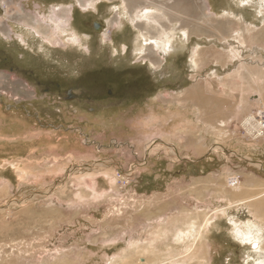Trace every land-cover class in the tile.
Masks as SVG:
<instances>
[{
  "label": "rangeland",
  "instance_id": "1",
  "mask_svg": "<svg viewBox=\"0 0 264 264\" xmlns=\"http://www.w3.org/2000/svg\"><path fill=\"white\" fill-rule=\"evenodd\" d=\"M72 1L79 11L75 23L89 34L90 50L58 34L52 44L10 14L18 16L21 4L32 19L45 20L50 4ZM112 1L82 10L75 0H0V110L28 118L21 134L4 135L12 125L3 122L9 130L0 136L12 140L0 141L7 143V152L0 149V164L9 165L12 158L31 162L25 178L10 165L1 180L13 185L0 199V218L11 223L0 232V264H121L128 249L154 240L158 254L176 255L162 264H264V222L254 221L246 204L264 189V143L257 141L264 127L258 135L243 126L251 115L264 121V21L255 12L263 0H190L196 20L185 25L189 29L208 33L198 24L202 18L220 24L230 19L235 25L215 22L222 35H231L232 25H249L261 41L222 64L217 52L223 42H203L205 37L192 34L184 51L160 52L165 63L160 69L149 68L142 53L136 57L131 51L136 29L127 14L121 29L92 30L94 20L105 25L123 10L113 12L120 0ZM180 25L176 22L183 33ZM105 33L109 38L101 41ZM110 38L130 47L114 54ZM196 43L205 54L200 71L188 63V48ZM253 66L255 75L249 73ZM198 83L194 96L190 88ZM68 89L84 93L69 99ZM17 138L28 146L19 157L9 152L17 148ZM171 144L177 158L166 150ZM112 168L114 174L90 173ZM233 187L242 190L239 198L231 194ZM206 216H211L206 256L180 262L178 255L191 240L189 232L179 231ZM248 227L260 231L244 243L236 234Z\"/></svg>",
  "mask_w": 264,
  "mask_h": 264
},
{
  "label": "bare ground",
  "instance_id": "2",
  "mask_svg": "<svg viewBox=\"0 0 264 264\" xmlns=\"http://www.w3.org/2000/svg\"><path fill=\"white\" fill-rule=\"evenodd\" d=\"M98 1H100V0H75V3H77L78 7L81 8L82 10H84V9L86 10L89 6L96 8L97 7L96 3ZM107 1H110V0H107ZM189 1L190 0H120V2L119 1H118V3L116 2L118 5H113L114 8L112 9V11L115 12V9L117 7H121V8H123V10H119L118 12H115V15L113 14L114 16H112V19L111 20L109 19L110 21L109 20L107 21L106 26L108 27L107 29H109V30L114 29V31H116L115 30L116 28L117 29L123 28L124 27L123 25L125 24V20L123 19L124 18L123 16H124V14H127L126 18H128V21L135 23L133 28L136 29V31H135L136 38L134 39V45H133V47H131V51L134 52V55H136V57L142 53L141 54L142 55L141 60H146L147 62H149V66L153 67V69H160L161 67L165 66L164 65L165 63L163 64V56L164 55L165 56L170 55L172 52L176 53L180 49L187 47L188 46V44H187L188 40L190 41V38H191L190 36L192 34H195V35L197 34V37H205V39H203V38L201 39V40H203V42L204 41L205 42H211V41L212 42H223L222 45H223V48H225V49L222 48V51L217 52L219 54L221 60H223L221 62L222 64H227L234 57H238L241 54V51H247L248 46L257 47L256 46L257 43H259L261 41V38L260 37L258 38V35L254 34V32L256 31L255 27L246 25V26H241L242 29L240 26H236L237 28L233 29V25H232L231 26L232 27L231 35H229V36H231V38H229V36L227 37L225 35H222L223 33L220 31V28L216 27V23L220 24L219 21L212 19V18L206 19L207 17L202 18L203 19L202 22L198 23V24L202 27L204 26L205 28H207V30H209L208 33L203 32L202 34H199L196 31H194V29H189L188 27L185 26L187 23L192 21V18H193V16H191L192 11L187 6L188 5L187 3ZM263 1L256 3L257 7L255 10L257 15H262V17H260L261 21H264V2ZM55 4H52V6H51V4L49 5L48 8H50V15L47 17H44L45 20H43L42 18H40L37 15H35V18L32 19L31 14L26 13L24 11V7L21 4L17 5L18 16L14 13H10V14H11V16L19 17L20 20H22V22H21L22 24L23 23H26L27 25L32 24L34 26V28H36L37 32L40 35L45 36L50 42H53L52 44H56L58 42V40H59L58 38H57L56 42H54V40L52 39L55 37V34H58L60 37L65 36L70 42L79 41L80 45H82L83 47H86L87 49L90 50L91 44L87 41V39L89 38V34L82 32L76 26V23H75L76 18L72 14V12L74 10V5H75L74 2L73 3H71V2H69V3L60 2L58 4L57 3H55ZM189 4H190V2H189ZM195 4H197V3H195ZM196 7H199V6H196ZM203 8H205V7H203ZM143 9H145V12L140 17L139 12L140 11L143 12L142 11ZM154 10H156V11H154ZM22 11H24V13H22ZM201 13H202V9H201ZM203 16H205V15H203ZM142 17L144 18V20H142V21L137 20L136 21L137 18L141 19ZM193 20H196V18H193ZM1 21L3 23L2 17H1ZM178 21L181 22L180 29L183 30L182 31L183 33H180V31L178 32V29L176 26V22H178ZM232 23H233L232 20L229 19L226 21L225 20L222 21V23L220 25H226L227 26V25H231ZM235 23H237V22H235ZM238 25H240V24H238ZM190 28H192V27H190ZM197 29L199 31V28H197ZM234 30H235V33H232V32H234ZM222 31H223V29H222ZM214 32H217V33H214ZM260 32H262V31H260ZM215 34L217 35V37L219 36L220 39L216 40V38H214V37H216ZM108 38H109L108 34L105 33V35L102 37L101 41H105ZM21 40H25L23 36L21 37ZM207 40H209V41H207ZM109 41L112 43V50H113L114 54L116 52L119 53L120 51L126 52V50L130 47L126 41H122V42L117 43L114 38H110ZM212 47H214V46H212ZM252 47H251V50H252ZM188 49H189L188 58L190 61V62L188 61V63H190L189 64L190 68H192L193 70L198 69L200 71V68L202 66L204 67V65H205L203 63V61H205V60H203V56L205 54H203L204 50L202 49V46L200 45V43H196L195 45H193L192 47H190ZM256 49H260V47L258 46V48H256ZM256 49H255V51H256ZM183 51H184V49H183ZM160 52L163 54V56H162V54H160ZM226 58H228V61H225ZM214 62L216 63V61H214ZM256 67L257 66H253L249 69V73L251 75L256 74ZM244 68H246V67H244ZM4 79H5V77H4ZM11 83L14 84V86L16 85L13 82H11ZM199 83H201V82H199ZM199 83L195 84L194 86H192L190 88L191 90L195 89L193 91L194 96L197 95L196 94V91H197L196 88H197V86H199ZM249 86H251V85H249ZM254 88H256V87H254ZM188 91H187V93H188ZM261 94H260V96L264 98V96H262ZM183 98H184V96H183ZM191 105H192V103H191ZM1 111L2 110H0V131L1 132L3 131V133H5V131L7 130V129H5L6 126L4 128L3 122H5L6 124H9V125H12L10 130L8 128V130L11 132H9L7 130L8 133H10V134H4V135H14V133L21 134V133L27 132L26 130H25V132H23L24 130H22V128H23V124H25V126L28 125V120H27L28 118L27 119L26 118L23 119V117L18 118V116L11 117V116H8L7 114L2 113ZM98 116H99V119H102L104 116V113H99ZM254 117L255 116H252V115L249 117H246V119L244 120L243 126H246L247 129H249V130H252V131L254 130L255 133L257 131H259V133H258V135H259L261 127H264V121H260V120L258 121V120H256L257 118L255 119ZM13 126L16 127V130L13 128ZM175 131H177V130H175ZM2 138L6 139V140H12L9 137L0 136V141H3ZM19 138L25 139L24 135L20 136ZM19 138H17V141H16L19 143L17 148H14V149L12 148L13 150H11V151L9 150V152L11 154H14L15 156L18 155V157L22 153H25V150H27L26 148L28 147L26 145L27 143H25L24 141L19 142L18 141ZM176 138L179 140V142L183 141L182 139L184 138V135H183V133H181V130H179L178 133L176 134ZM189 138H190V136H189ZM193 139L194 140H192V141H195L196 138H193ZM257 141L259 143H264V134L262 136L260 135V137H258ZM5 146H7V143L0 142V149L7 152V150H5ZM166 148H170L172 151L168 150V149H166V150L173 155V158H177L176 154L178 155V152H177V149L174 145L171 144V146H169V147L166 146ZM0 156H2V154H0ZM9 161H10L9 165L0 164V199L7 192H9V189H11V187L13 185L11 183L12 181H10V180L8 182L7 181L6 182L1 181L4 177L3 176L4 172H6L5 168L9 167L10 165H14L15 167H17L19 169L18 178L23 179V178H25V174L27 173L28 168H30L29 165H27V164L31 163L27 159L12 158ZM63 167H64V165H58V167L56 169H63ZM15 170H16V168H15ZM102 172L104 174L105 173L114 174L113 168L110 170H107V171H98L97 169H93V171H90V173L94 174V175L95 174L98 175ZM104 174H102V175L104 176ZM30 176L31 175H28V177H30ZM20 181H22V180H20ZM260 182H262V181H260ZM9 183H11L12 185H9ZM88 185H89V187H91L90 184H88ZM259 185H260V183H259ZM241 192H242L241 189L239 190L238 188L233 187L231 194L234 196H237V198H239V195L241 194ZM89 193H90V191H89ZM80 197H82V196L80 195ZM243 202L244 203H239V204H245L246 203L245 201H243ZM236 204H238V203H233L232 205H236ZM246 204L249 205V208H251V210H253V213L255 215V218L253 216L254 221L256 220V217H257L260 219L261 222H264V189L260 194H258L255 198H253L252 200H250ZM24 211L27 212L26 210H24ZM4 212H5L4 210H1V214H3ZM208 215H210V214H208ZM196 219H198V218H196ZM210 219H211V216H206L205 218L204 217L201 218L199 221H193V222L191 221L189 226H188V229L186 231L183 229H181L179 231L180 234H183V235L186 232H189L190 233V239L189 240H191L189 243L185 244L184 251L181 252V255L180 254L178 255V258L180 260H182L180 262H183L184 259H186V258L187 259L191 258V260H193L194 257L197 258L199 256L200 257L206 256V252H207L206 249L208 247L204 243V239H206L205 235L207 234V230L209 229V227H208L209 223L208 222L210 221ZM6 221L7 220L0 218V232L2 230H5V228L11 226L10 221L9 222H6ZM257 224H256V226H257ZM186 225H187V223H186ZM252 227H254V226H252ZM179 229L180 228H177V230H179ZM262 230H263V228H262ZM259 231H260L259 227L255 228V229L249 228L248 230L241 231V232L237 233L236 236H238L240 238V240L245 243V241L255 239L257 236V233H259ZM162 235H163V232H162ZM158 237H160V236H158ZM154 241L149 242V243L144 242L145 244H143L142 243L143 241H142L141 242L142 244L141 243L137 244L133 248L131 247V249H128V251L126 252L127 254L123 258V261L121 262V264H141L139 262H142V261H143L142 262L143 264H162V263L167 262L166 258H168L169 256L170 257L172 256V258H174L176 256L171 251H168V252L166 251L164 254H162L160 252L161 254L160 253L158 254L155 251V248L157 246L155 245ZM152 248H154V249H152ZM261 248H262V246H261ZM139 255H146V256H144V257L140 256L139 257ZM137 256L142 261H138V258L137 259L135 258ZM119 258H120V256H119ZM115 260H117V259L114 258V261ZM176 260H178V259H176ZM261 260L262 259H260V261ZM175 262H177V261H175ZM168 263H170V262H168ZM113 264H114V262H113ZM172 264H174V263H172Z\"/></svg>",
  "mask_w": 264,
  "mask_h": 264
},
{
  "label": "flooded vegetation",
  "instance_id": "3",
  "mask_svg": "<svg viewBox=\"0 0 264 264\" xmlns=\"http://www.w3.org/2000/svg\"><path fill=\"white\" fill-rule=\"evenodd\" d=\"M45 2V1H44ZM79 12L77 9L76 10H73V12H72V14L74 15V17L75 18H77V16L75 15V12ZM78 24V23H77ZM76 24V26L78 27V29L79 30H81L80 28H79V26ZM81 27V26H80ZM106 30V24L104 25L102 22H99L98 20H94L93 21V23H92V30L94 31H102V30ZM82 31V30H81ZM98 33V32H97ZM115 34V33H114ZM114 34L112 35V36H114ZM148 64H149V62H148ZM148 67L150 68V66L148 65ZM28 86H30V85H28ZM66 93H67V97L69 98V99H76V98H78L81 94H83L84 92L83 91H81L80 93L79 92H76V90H73V89H68V90H66L65 91ZM23 93V95H24V98H30V96H26L25 95V93L24 92H22ZM22 93H21V95H22ZM18 94H20V93H18ZM31 95H32V93H31ZM34 98V96L32 95V98H31V100ZM24 102L23 101H20V107L21 106H23L24 104H23ZM116 104V103H115ZM16 108H19V106L18 107H16ZM103 109H105V107H102ZM101 108V109H102ZM100 109V110H101ZM97 111H98V109H97ZM79 112V111H78Z\"/></svg>",
  "mask_w": 264,
  "mask_h": 264
}]
</instances>
